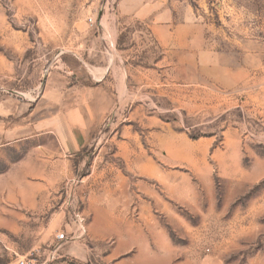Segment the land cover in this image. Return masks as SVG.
<instances>
[{
  "label": "rangeland",
  "instance_id": "1",
  "mask_svg": "<svg viewBox=\"0 0 264 264\" xmlns=\"http://www.w3.org/2000/svg\"><path fill=\"white\" fill-rule=\"evenodd\" d=\"M130 1L168 11L174 43L127 20L128 0H0V95L32 101L55 70L128 66L127 93L77 157L44 163L32 139L0 148V264H264V0ZM17 174L71 176L46 189ZM104 183L113 216L150 221L116 255L114 239L77 243L49 220L77 221ZM31 187L38 208L13 194Z\"/></svg>",
  "mask_w": 264,
  "mask_h": 264
},
{
  "label": "crops",
  "instance_id": "2",
  "mask_svg": "<svg viewBox=\"0 0 264 264\" xmlns=\"http://www.w3.org/2000/svg\"><path fill=\"white\" fill-rule=\"evenodd\" d=\"M122 6L125 7L126 12L130 11L127 20H144L148 17L151 20V29L158 41L165 46L174 43L175 28L172 29L169 24L168 11H152L147 10V7L140 10L137 1L130 0ZM117 35V32L113 33L110 42L113 47ZM116 52H113L115 56ZM116 62L117 60L111 58L104 67L98 69L86 65L87 67L85 66L82 72L73 70L50 72L39 91L38 98L32 101L26 98L21 100L9 95H0V148L14 145L21 140L32 139L35 140L33 153L37 154L44 163L69 162L72 157L80 155L91 133L110 111L114 93L119 98L127 93L128 66L121 61L119 65ZM108 75L111 80L105 82ZM78 76H83V80H78ZM89 78L94 82L84 81ZM3 90L0 86V91ZM41 137L46 138V141H36ZM65 176L70 177L71 174L16 175L17 178L23 179H44L42 184L46 189L51 187L53 180ZM121 184L123 180L117 176L115 192L120 189ZM107 186L104 183L97 194L89 193L82 213L78 214L79 217H84L82 223L76 220L65 221L63 211L59 214L53 213L54 215L52 214L49 220L55 228L71 227L74 242L77 243L85 238L90 241L114 239L116 245L112 248L111 254L116 255L124 251L126 245L131 246L137 243L135 238L143 233V227L149 220L142 218L141 210L138 212L140 217L136 218H121L119 213L113 216L110 203L104 202L105 196L109 195ZM38 191L33 187L19 188L13 194L22 195L18 201L25 208L31 209L42 205V202L35 197ZM7 195L8 199H12L10 191ZM97 200L99 202L96 205L94 202ZM82 254L83 257L86 256L85 252Z\"/></svg>",
  "mask_w": 264,
  "mask_h": 264
},
{
  "label": "built area",
  "instance_id": "3",
  "mask_svg": "<svg viewBox=\"0 0 264 264\" xmlns=\"http://www.w3.org/2000/svg\"><path fill=\"white\" fill-rule=\"evenodd\" d=\"M88 22H89L90 25H92L93 24L92 18H88ZM76 218H77V222L78 223H82L83 222V218L79 217V215H76ZM56 238L57 239H66L62 232L58 233L56 235ZM8 264H40V263H39V261L36 258L19 256V257H16L14 260H12Z\"/></svg>",
  "mask_w": 264,
  "mask_h": 264
},
{
  "label": "trees",
  "instance_id": "4",
  "mask_svg": "<svg viewBox=\"0 0 264 264\" xmlns=\"http://www.w3.org/2000/svg\"><path fill=\"white\" fill-rule=\"evenodd\" d=\"M117 43H118V44L121 43V36L118 37Z\"/></svg>",
  "mask_w": 264,
  "mask_h": 264
}]
</instances>
